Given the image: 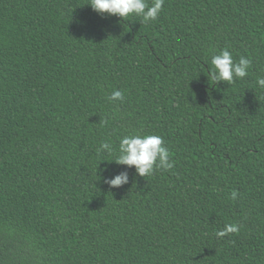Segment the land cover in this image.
Segmentation results:
<instances>
[{
	"label": "trees",
	"instance_id": "trees-1",
	"mask_svg": "<svg viewBox=\"0 0 264 264\" xmlns=\"http://www.w3.org/2000/svg\"><path fill=\"white\" fill-rule=\"evenodd\" d=\"M89 2L0 0V264H264V0H165L149 23ZM225 48L252 61L231 84ZM133 133L174 167L98 151Z\"/></svg>",
	"mask_w": 264,
	"mask_h": 264
},
{
	"label": "clouds",
	"instance_id": "clouds-1",
	"mask_svg": "<svg viewBox=\"0 0 264 264\" xmlns=\"http://www.w3.org/2000/svg\"><path fill=\"white\" fill-rule=\"evenodd\" d=\"M164 2L165 0H151V3L149 0H90L88 4L101 15L106 13L109 16L115 15L122 19L134 16L143 23H149L158 19ZM251 63L252 61L245 56H240L236 62L232 53L225 48L212 57L213 70L210 75L215 82L223 81L231 84L236 78L243 79L248 75ZM256 83L260 88H264V77L258 78ZM108 99L123 102L124 93L121 90H114ZM98 151H106L110 155L115 152V159L112 161L118 165L134 166L136 173L142 177L152 175L157 168L171 169L175 163L170 159V153L165 146L163 137L156 134L142 136L133 133L125 135L120 139L118 149H114L111 142H103ZM128 179L127 171H123L106 179L105 182L110 187H120L127 184ZM236 196L237 193L233 191V199ZM238 231V224H226L222 230L216 233V236L224 237Z\"/></svg>",
	"mask_w": 264,
	"mask_h": 264
}]
</instances>
